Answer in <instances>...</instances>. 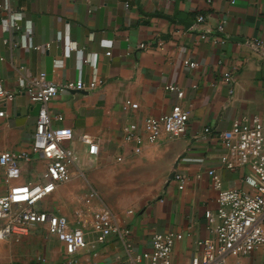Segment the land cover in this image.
I'll use <instances>...</instances> for the list:
<instances>
[{
	"label": "crops",
	"instance_id": "0c3cea01",
	"mask_svg": "<svg viewBox=\"0 0 264 264\" xmlns=\"http://www.w3.org/2000/svg\"><path fill=\"white\" fill-rule=\"evenodd\" d=\"M10 1L23 12L22 23L32 25L33 40L43 45L41 49L30 47L23 34L16 47L3 41L10 32L2 26L6 10L2 7L5 0H0V78L5 86L15 88L22 76L41 70L57 82L78 77L90 81L94 75L104 79L92 89L62 88L50 101L52 123L75 130L66 142L78 154L73 176L83 175L60 184L44 205L73 221L79 216L90 218L86 211L74 214L71 202L84 187L82 199L87 206L84 197L93 188L119 214L135 210L126 218L138 249L151 247L150 235L155 230H179L183 236L173 246L172 264H191L193 254L200 250L197 239L212 235L217 222L218 188L207 169L215 168L221 174L222 187L247 185L242 167L229 168L223 163L224 154L235 157V153L219 132L229 131L244 113L264 116V50L249 42L257 35L264 41V0ZM199 12L206 13V18L197 23ZM180 18L192 24L175 21ZM220 22L222 29L217 28ZM141 42L145 45L140 46ZM185 58L197 64L192 66ZM227 70L234 75L230 83L224 79ZM168 82L185 88L183 98L165 87ZM127 97L139 106H125ZM179 99L189 110L185 132L146 141L140 151L123 139V124L141 123L148 114L167 113ZM0 109L5 110L0 114V149L27 148L39 103L21 92L0 101ZM58 112L61 118L55 117ZM83 133L99 139L98 154L89 153L80 138ZM119 154L122 159L117 158ZM24 167L23 178H28L44 167V159L36 154ZM175 172L187 174L183 187L178 186ZM6 189L7 182L0 177V193ZM207 209L212 210L210 216ZM51 236L47 253L42 255L46 261L20 262L61 260L64 245ZM87 236L96 251L81 255L87 264H125V248L117 235L102 237L90 230ZM23 244L14 236L0 239V264L19 261L13 260L20 255L12 249ZM228 264H264V248L233 253Z\"/></svg>",
	"mask_w": 264,
	"mask_h": 264
},
{
	"label": "built area",
	"instance_id": "2783aa9c",
	"mask_svg": "<svg viewBox=\"0 0 264 264\" xmlns=\"http://www.w3.org/2000/svg\"><path fill=\"white\" fill-rule=\"evenodd\" d=\"M6 14L1 17L4 30L10 34L3 38L9 46L20 44L19 34L27 36L30 47L41 49L42 43L33 40L31 24H23V12L13 7L10 0H5L3 6ZM206 13L199 12L196 22L205 20ZM223 28L222 22L217 25ZM224 41V39H223ZM249 42L256 48L264 50V41L260 36H254ZM144 46L145 42H141ZM111 50H107L110 53ZM95 61V54L91 58ZM186 63L196 65L195 60L185 58ZM233 72L227 70L224 79L233 81ZM104 79L96 75L90 80L83 78L67 79L61 82L47 77L46 71L41 70L34 75L22 76L19 86L10 88L4 85L0 78V101L13 99L18 93L26 92L39 103L38 114L31 144L27 148L2 150L0 149V177L7 182V189L0 193V239L29 234L37 225H44L50 235L56 236L64 245L61 260L53 264H87L81 259L85 252L94 251L95 243L88 238L90 230L99 232L102 237L114 233L125 248V264H172V250L175 241L183 236L179 230H155L151 233V247L138 249L135 246L132 228L126 214L134 213L129 208L126 214H119L109 204L99 199L92 188L85 195L84 201L90 208V218L79 216L75 221L62 212L47 205L44 200L62 183L70 180L77 165L78 154L73 146L66 141L75 135L72 126L54 125L50 101L62 88L87 90L102 84ZM165 87L183 98L185 88L175 82H168ZM232 91L233 88H230ZM180 99L167 113L145 115L142 122L132 120L122 125V137L133 143V149L140 151L144 142H156L163 134L174 137L185 132L188 126L189 110ZM125 106L137 108L139 102L127 97ZM5 110L0 109V114ZM55 117L61 118L58 112ZM210 131V126H205ZM229 150L235 157L227 154L222 156L223 163L229 167H242V180L246 186L222 187V176L215 168H208L212 175L213 184L218 188L216 216L210 236L198 238L200 250L192 256L191 264H228L231 254L243 255L255 247L264 248V116L244 113L233 121L229 131L219 132ZM87 143L90 154H98L100 141L87 133L80 135ZM44 159V167L28 178H23L24 166L32 163L35 155ZM122 159V155L117 156ZM201 172L196 173L199 177ZM178 186L183 187L187 174L175 172ZM94 199L96 202L92 203ZM212 214L211 209L206 215ZM90 224V225H88ZM93 253H96L94 251ZM40 261H46L45 256H39ZM8 264H26L11 261Z\"/></svg>",
	"mask_w": 264,
	"mask_h": 264
},
{
	"label": "rangeland",
	"instance_id": "374dc122",
	"mask_svg": "<svg viewBox=\"0 0 264 264\" xmlns=\"http://www.w3.org/2000/svg\"><path fill=\"white\" fill-rule=\"evenodd\" d=\"M76 175L77 177L73 176L74 177L73 179L81 178V175L83 174L78 173ZM85 190L86 188L84 187L80 188L76 196L72 199L73 203L71 202V204H72V210H74L73 211L74 214H76L77 212L79 214V212H83V211L89 213L90 208H92V206L87 205L89 207L88 208L83 202L82 194ZM68 200L67 202H69ZM74 205L76 206L74 207ZM14 237L17 239H22L24 244L22 245L21 248L12 249L14 253L20 255V259H13V260L24 261L27 263L33 262L34 260L38 259L39 256L46 254L47 253L46 243H48V240L50 238L51 240L53 239L52 236L47 232L46 227L44 225H38L37 227L33 228L29 234H26L24 236H14ZM3 255H5V251L3 252Z\"/></svg>",
	"mask_w": 264,
	"mask_h": 264
},
{
	"label": "water",
	"instance_id": "95a60500",
	"mask_svg": "<svg viewBox=\"0 0 264 264\" xmlns=\"http://www.w3.org/2000/svg\"><path fill=\"white\" fill-rule=\"evenodd\" d=\"M175 21L183 22V23H185L186 26H190V25L192 24L191 21H188V20H185V19H182V18L177 19V20H175Z\"/></svg>",
	"mask_w": 264,
	"mask_h": 264
}]
</instances>
